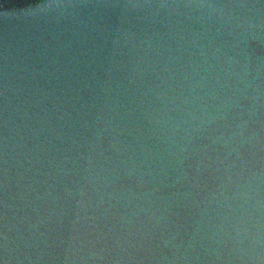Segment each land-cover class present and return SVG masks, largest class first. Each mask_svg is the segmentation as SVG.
<instances>
[{
	"label": "water",
	"instance_id": "95a60500",
	"mask_svg": "<svg viewBox=\"0 0 264 264\" xmlns=\"http://www.w3.org/2000/svg\"><path fill=\"white\" fill-rule=\"evenodd\" d=\"M0 264H264V0H0Z\"/></svg>",
	"mask_w": 264,
	"mask_h": 264
}]
</instances>
